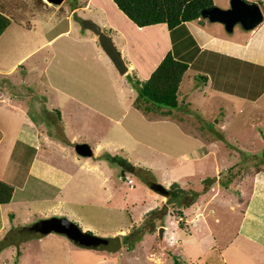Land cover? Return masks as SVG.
Listing matches in <instances>:
<instances>
[{"label": "rangeland", "instance_id": "374dc122", "mask_svg": "<svg viewBox=\"0 0 264 264\" xmlns=\"http://www.w3.org/2000/svg\"><path fill=\"white\" fill-rule=\"evenodd\" d=\"M85 3L86 0H63L61 3L47 0H0V9L9 14L11 19L0 34V98L4 99L0 100V178L14 186L9 203L0 206V264H104L97 258L108 250L92 251L83 248L55 232L40 238L28 236L27 228L30 224L50 215H65L79 223L83 230L98 235L125 230L127 241L122 234V245L118 249L123 253L122 257L117 258L118 251L111 255L113 260L122 264H225L226 261L227 264H264V235L258 230L262 210L260 204L250 214L251 224H247L250 228L240 224L242 215L239 207L234 209L230 206L234 196L241 198V189L243 186L246 188V185L249 190L245 198L249 199L253 175L264 171V77L261 79L258 74L252 75L253 68L264 73L261 67L245 62L239 67L232 62L227 64L225 72L227 79L237 80L239 91H251L254 101L231 96L230 99L235 98V102L227 103L226 100H220L225 99L224 94L218 96L208 91L197 96L201 106H181L184 112L200 117L204 126L201 132L207 133L206 141L212 140L208 142L211 151L205 159L188 163L197 171L196 175L181 178V183L178 177L184 173L182 171L185 167L177 161L180 156L177 155L180 153L177 138L168 144L171 155H176L174 158L156 159L153 153L151 162L155 165L152 170L154 176L149 170L145 172V167L141 165L133 164L138 168L134 173L123 169L114 159L103 156L106 161H102L101 167L107 175L105 181L96 177H88L87 181H83L80 174H77L76 179L69 183L64 180L62 188H57L42 179L47 171L48 160L49 163L75 173L70 160L71 156H79L74 152L75 145L93 140L83 130L72 138L64 122L55 120L54 116L50 119L54 110L45 106V99L48 98L42 83L45 81L33 71L23 74L21 64L12 63L21 53L27 27L34 28V32L30 30L31 33L27 35L42 34L39 28H44L46 25L42 23L47 22V29L52 28L47 35L55 33L65 28L68 20H71V10L75 8L81 11ZM84 16L87 13L78 18L80 24L81 19H90ZM82 28L85 27H79L80 30ZM11 68L14 70L7 72ZM195 83L200 87L203 85L201 81ZM9 98L14 99V102L8 103ZM64 109L69 116L67 108ZM26 111L34 122L32 126L26 123ZM219 118L225 120L224 125L221 126ZM77 122L81 124L80 119ZM73 126L79 130L76 124ZM208 127H214L215 131ZM26 128H42L44 132L46 130L64 142V158L57 157V152L51 146L55 144L48 143V140L45 142L50 149L46 150L44 147L36 148L34 141L25 143ZM114 137L108 135L110 139ZM110 151V154H104L120 155L126 162L129 161L128 154L125 156L122 150ZM144 151L142 155L148 156L149 160V153ZM38 155L46 157V161L40 163V157H36ZM122 173L125 179L129 176L132 178L134 188L128 187L119 177ZM148 179L161 182L168 188V180H178L182 187L200 194L194 200L196 203L186 208L191 221L184 222L185 227H179L176 219L184 221V218L171 213L173 207L167 196L157 192V197L161 198L159 203L157 197L153 198L145 192ZM112 189H116V195ZM68 194L71 199L63 203L65 212L52 211L56 197L62 195V198H66ZM131 198L135 204L130 201ZM189 198L187 194L184 199L187 201ZM153 208L155 210L151 212ZM156 225L166 230L160 233V228L156 227L154 233L149 231ZM209 245L212 249H208ZM196 252H199L197 256Z\"/></svg>", "mask_w": 264, "mask_h": 264}, {"label": "crops", "instance_id": "0c3cea01", "mask_svg": "<svg viewBox=\"0 0 264 264\" xmlns=\"http://www.w3.org/2000/svg\"><path fill=\"white\" fill-rule=\"evenodd\" d=\"M212 1L213 4L220 7L229 5V0ZM249 1L259 3L264 12V0ZM73 9L70 15L71 20H68L66 27L50 35L47 33L52 28L47 29L49 25L47 22L42 23L46 25L44 28H39L42 34L27 35V33H31L30 30L34 32L33 27H27L21 53L12 63L14 65L21 64L23 74L27 71H33L36 76H41V80L45 81L42 82L48 97L45 99L47 104L45 106L54 110L50 119L54 116L55 120L60 119L61 122H64L72 138L79 135L83 130L87 132L85 135L94 141L87 142L93 151L91 156L79 154L78 157L77 155L70 157L75 173L60 165L57 166L55 163H49V160L46 161L44 159L46 157L43 155L36 156L37 158L40 157V163H43V160L46 161L47 171L42 179L48 180L57 188H62L64 180L69 183V181L76 179L77 174H80L83 181H87L88 177H90L89 179L96 177L100 181H105L107 175L104 174L101 163L106 161V158L103 157H106L104 153L109 152L110 154V150L114 149L122 150L125 156L128 154L127 160L134 165L145 167V172L149 170L154 176L152 170L155 165L151 162L153 153L156 154V159L159 157L167 160L174 158L176 155H171L168 148V144L174 138L178 139L177 144L180 145L178 148L180 153L177 154L180 156H178L177 161L184 164L185 167L182 171L184 173L178 177V180L180 179L181 183V178L196 175L197 171L188 163L192 160L205 159L211 151L208 142L212 140L206 141L207 133L201 132L204 130V126L199 120L200 117L196 118L190 113L184 112L185 110L181 106L187 104L194 107L196 105L201 106L197 96L208 91H212L218 96L224 94L225 99L220 100H226L227 103L235 102L236 97L255 100L250 95L251 91L249 93L239 91L236 87L237 80L230 81L231 79H227L225 72L227 64L232 62L238 64L239 67L242 66V62H245L264 69V19L249 30L237 23L232 31H227L223 23L199 16L185 20L182 24L170 29L165 22L137 25L118 8L113 0H86L81 11ZM84 13H87V16L84 17L95 21L104 32L110 35L127 65L124 72L119 71L107 55L99 42L97 33L87 27L79 29L83 25L79 23L78 18L83 17ZM75 15L76 17H74ZM169 50L188 62V67L182 75L177 91L178 105L171 109L165 106L145 109L135 105L137 91L128 76L132 75L139 79L149 77L152 70ZM12 70L14 69L11 68L6 71ZM252 71V75L258 74V78L261 76L263 79L262 70L257 72L253 68ZM197 81H201L203 85L200 87L195 83ZM231 96L235 98L230 99ZM0 100L4 99L0 98ZM7 100L8 103L14 102V99L9 98ZM18 106L21 105L18 103ZM64 107L67 108L69 116H67ZM46 110L48 111V109ZM262 112L264 114L263 110ZM220 114L222 115V113ZM30 116L29 112L26 111V123L32 126L34 122ZM222 118H219L221 126L224 125L225 121ZM78 119L81 120V124L77 122ZM73 124H76L80 131ZM27 129H25L27 132L24 135L25 143L34 141L33 144L37 146L36 148L42 149L44 147L46 150L50 149L49 144L45 142L48 140V143L55 144L51 146L53 151L57 152V157L64 158L63 149L66 146L64 142H61L50 132L46 130L44 132L41 130L42 128ZM206 129L205 131L208 132ZM208 129L215 131L214 127H208ZM108 135H115V137L110 139ZM171 136L173 137L171 138ZM64 141L68 144V140L65 139ZM187 146L190 147L187 148ZM143 151L149 153V160L148 156L142 155ZM76 154L78 153L76 152ZM215 165L216 163L214 167ZM102 166L105 167V165ZM29 167L31 168V166ZM162 168L165 169V166ZM39 176H41V172ZM168 181L171 183L176 180ZM251 186L249 199L245 198L246 191L249 190L246 185V188L243 186L241 189V198L234 196L235 205L232 199L230 206L234 209L239 207L242 215L240 224L243 227L251 224L250 214L256 205L260 204L262 210L259 215L258 230L262 231L264 235V171H258L253 175ZM146 189L145 192L149 196L153 198L158 196L157 191L149 185L146 186ZM112 191L116 195V189H112ZM62 197V195L56 197L57 200L52 206V211L65 212L63 203L71 199V196L68 194L66 198ZM157 199L160 203L161 198L157 197ZM130 201L133 203L134 199L131 198ZM8 203H0V206H5ZM135 203L134 201L133 204ZM190 205H184L181 208L183 215L178 216L179 218L183 217L184 222L190 220L186 211ZM147 210H142V212ZM249 225L246 227L250 228ZM163 226L165 227L164 224ZM156 227L160 226L156 225L154 230L149 229V231L154 233ZM162 230L165 231L166 228H162ZM124 233L127 232L116 230L110 235L103 236L119 235L121 237L122 234L125 235ZM121 245L118 249L121 248ZM83 248L92 249V251L99 249ZM210 248L209 245L208 249ZM118 249L115 251H118L117 258L120 259L123 253ZM113 252L105 251L97 260L104 262V264H122L113 260L111 257ZM199 252L201 251L199 250ZM199 252H196V256ZM96 255L97 253H95Z\"/></svg>", "mask_w": 264, "mask_h": 264}, {"label": "trees", "instance_id": "16d2710c", "mask_svg": "<svg viewBox=\"0 0 264 264\" xmlns=\"http://www.w3.org/2000/svg\"><path fill=\"white\" fill-rule=\"evenodd\" d=\"M118 8L124 12L134 23L139 26L165 22L172 29L182 24L185 20L197 18L203 7L213 4L212 0H113ZM11 22L9 14L0 9V34ZM188 67V62L177 57L171 50L167 51L158 65L152 70L149 77L139 79L129 75L131 84L137 91L134 101L135 105L145 109L155 106L176 107L178 105L177 91L184 71ZM59 116V111L57 112ZM108 159H114L119 162L123 169L136 173V168L131 162L125 161L120 155L110 156ZM129 162V163H128ZM148 183V181H146ZM225 183V182H224ZM169 194L167 200L173 207L172 214L182 216L181 208L189 206L194 202L198 193L195 190H188L173 181L169 184ZM14 186L0 178V203L9 202L12 198ZM190 198L186 201V195ZM178 209H175V208ZM154 208L151 210L153 212ZM178 225L185 227L182 220H178ZM127 241V235H124ZM137 238V237H134ZM121 240V238H120ZM122 242V240H121Z\"/></svg>", "mask_w": 264, "mask_h": 264}, {"label": "water", "instance_id": "95a60500", "mask_svg": "<svg viewBox=\"0 0 264 264\" xmlns=\"http://www.w3.org/2000/svg\"><path fill=\"white\" fill-rule=\"evenodd\" d=\"M52 3H61L63 0H47ZM200 15L211 21L223 23L225 30L232 31L235 24H240L244 29H252L264 19V12L259 3L249 0H229L227 7H220L212 4L203 7ZM84 27H87L97 33L99 42L107 55L112 59L119 71L124 72L127 65L115 46L112 38L104 32L100 26L91 19H81ZM75 150L83 156H91L93 151L87 142H79L75 145ZM148 185L155 191L167 196L169 189L163 183L148 180ZM160 233L163 226H160ZM28 236L39 237L49 232H56L65 235L76 245L83 247L106 249L110 251L117 250L121 245L119 235L103 236L88 230H83L79 223L65 215H50L41 218L30 224L27 228Z\"/></svg>", "mask_w": 264, "mask_h": 264}, {"label": "built area", "instance_id": "2783aa9c", "mask_svg": "<svg viewBox=\"0 0 264 264\" xmlns=\"http://www.w3.org/2000/svg\"><path fill=\"white\" fill-rule=\"evenodd\" d=\"M123 176H125V174H120V178L124 180V182H126L128 184V187L132 188L134 186V181L132 180L131 177H128L127 179H125Z\"/></svg>", "mask_w": 264, "mask_h": 264}]
</instances>
